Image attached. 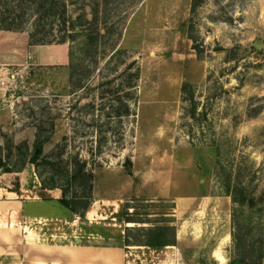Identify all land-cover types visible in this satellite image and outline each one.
<instances>
[{
	"label": "rangeland",
	"instance_id": "374dc122",
	"mask_svg": "<svg viewBox=\"0 0 264 264\" xmlns=\"http://www.w3.org/2000/svg\"><path fill=\"white\" fill-rule=\"evenodd\" d=\"M68 1L86 42L33 43L32 18L0 29V187L50 215L29 231L95 246L102 229L136 244L178 233L166 264H264V0ZM79 162L91 190L66 180ZM227 183L245 199L230 213H174L175 196H224ZM44 184L86 195L73 205L95 218L72 222ZM80 225L94 234L78 237ZM123 248L125 264H163L150 248Z\"/></svg>",
	"mask_w": 264,
	"mask_h": 264
},
{
	"label": "crops",
	"instance_id": "0c3cea01",
	"mask_svg": "<svg viewBox=\"0 0 264 264\" xmlns=\"http://www.w3.org/2000/svg\"><path fill=\"white\" fill-rule=\"evenodd\" d=\"M148 174L143 175L145 184L149 182L147 180V178H150ZM163 182L165 183L164 177L160 179V184H163ZM198 182L199 185H205L204 178L198 179ZM44 189L50 197V202H59L62 197L60 188ZM161 196H169L168 190H164ZM154 197L156 196L148 195L145 201H152ZM40 200L27 199L18 196L9 189L0 187V264H125L126 254L123 247L137 246L150 248L156 254H160L162 256L160 261L163 264L172 260L171 255L175 254L176 259L180 255L177 243L180 242L182 236L178 233L176 234V245H165L161 250L142 243L126 245L124 239L109 237V234H106L107 230L104 229L97 233L103 240V244L100 246L44 242V233L29 231L28 226V223L32 221L50 217V215L40 214L27 208V204L38 206V204L45 203V201ZM174 203V213H230L231 199L227 195L223 196L211 192L188 193L175 196ZM70 214L73 217L69 218L72 222L77 221L74 217H78L80 220L95 218L92 208H87L83 213L71 211ZM127 224H131V222H127ZM80 230L82 232L78 234V237H89V235L94 234L90 227L80 225ZM50 235V237L58 236L57 234ZM226 238L227 235L224 239Z\"/></svg>",
	"mask_w": 264,
	"mask_h": 264
},
{
	"label": "trees",
	"instance_id": "16d2710c",
	"mask_svg": "<svg viewBox=\"0 0 264 264\" xmlns=\"http://www.w3.org/2000/svg\"><path fill=\"white\" fill-rule=\"evenodd\" d=\"M68 2V0H0V29L25 30L27 19L32 18L29 35L31 42L33 43L45 44L51 41H64L65 38L75 39L77 36L82 38L84 37V41L86 42L91 39L89 35L86 34L84 29H81L78 32L75 31L74 22L72 21L71 17L68 18L67 16ZM36 144L38 151H35L29 159L32 163L37 161L42 149V141L38 140ZM92 179L93 174L86 171L84 162H79V168L66 175L67 181L77 182L78 185L83 184L84 182H89L88 185L90 190L92 189ZM54 187H58L62 190V197L59 199V202L63 206L70 208L72 212L83 213L87 208L88 204H86L81 210L77 209L73 205L77 202L76 200H80L86 195H74L72 199H69L67 197L66 189L62 186H47L44 184L43 188ZM236 194L235 189H232L231 185L227 183L225 195L230 196L232 202L243 204L245 199H243V197H241L242 199L237 198ZM173 207H175V205ZM126 222H136V219L127 217ZM159 229L160 227L154 226L150 227L149 231L151 234H154V232L157 233V230ZM159 238V234H157V240L151 238L142 244L151 246L153 248H160L165 245H176L175 238L172 242L167 243L161 242ZM124 241L126 245L130 244V241L126 236Z\"/></svg>",
	"mask_w": 264,
	"mask_h": 264
},
{
	"label": "bare ground",
	"instance_id": "6f19581e",
	"mask_svg": "<svg viewBox=\"0 0 264 264\" xmlns=\"http://www.w3.org/2000/svg\"><path fill=\"white\" fill-rule=\"evenodd\" d=\"M213 255H214L217 259H219L220 261L223 259V257H222V255H221L219 249H215V250L213 251Z\"/></svg>",
	"mask_w": 264,
	"mask_h": 264
},
{
	"label": "water",
	"instance_id": "95a60500",
	"mask_svg": "<svg viewBox=\"0 0 264 264\" xmlns=\"http://www.w3.org/2000/svg\"><path fill=\"white\" fill-rule=\"evenodd\" d=\"M254 47H255L256 49H261L262 44H261L260 42H255V43H254ZM236 264H241V263H236Z\"/></svg>",
	"mask_w": 264,
	"mask_h": 264
},
{
	"label": "flooded vegetation",
	"instance_id": "af4514ba",
	"mask_svg": "<svg viewBox=\"0 0 264 264\" xmlns=\"http://www.w3.org/2000/svg\"><path fill=\"white\" fill-rule=\"evenodd\" d=\"M236 264V263H235Z\"/></svg>",
	"mask_w": 264,
	"mask_h": 264
}]
</instances>
